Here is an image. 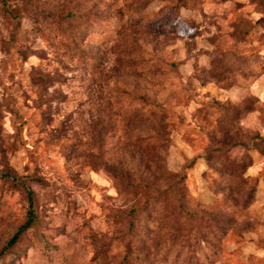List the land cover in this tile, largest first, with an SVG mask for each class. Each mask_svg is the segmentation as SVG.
Instances as JSON below:
<instances>
[{
	"label": "rangeland",
	"instance_id": "obj_1",
	"mask_svg": "<svg viewBox=\"0 0 264 264\" xmlns=\"http://www.w3.org/2000/svg\"><path fill=\"white\" fill-rule=\"evenodd\" d=\"M2 250L264 264V0H0Z\"/></svg>",
	"mask_w": 264,
	"mask_h": 264
},
{
	"label": "trees",
	"instance_id": "obj_2",
	"mask_svg": "<svg viewBox=\"0 0 264 264\" xmlns=\"http://www.w3.org/2000/svg\"><path fill=\"white\" fill-rule=\"evenodd\" d=\"M28 196V205L29 209L27 212V218L25 222L17 229V231L13 234V236L7 241L6 243V248H10L14 246V244L18 241L20 236L28 229L32 228L33 225L35 224L36 220V215L33 209V202L31 198V194L27 193ZM3 253V250L0 252V254Z\"/></svg>",
	"mask_w": 264,
	"mask_h": 264
}]
</instances>
